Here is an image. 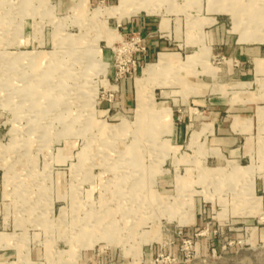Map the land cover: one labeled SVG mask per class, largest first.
<instances>
[{
  "label": "rangeland",
  "instance_id": "374dc122",
  "mask_svg": "<svg viewBox=\"0 0 264 264\" xmlns=\"http://www.w3.org/2000/svg\"><path fill=\"white\" fill-rule=\"evenodd\" d=\"M145 4L0 0V264H264V107L235 153L206 123L264 106V0ZM139 17L148 79L113 49Z\"/></svg>",
  "mask_w": 264,
  "mask_h": 264
},
{
  "label": "crops",
  "instance_id": "0c3cea01",
  "mask_svg": "<svg viewBox=\"0 0 264 264\" xmlns=\"http://www.w3.org/2000/svg\"><path fill=\"white\" fill-rule=\"evenodd\" d=\"M159 27L160 24L157 25L154 19L146 17L135 18L123 25L124 33L137 32L144 37L146 52L139 56V66L155 64L158 56L163 54L161 51L166 49L167 41L158 35ZM154 60L156 62L152 63ZM233 103L221 100L217 105H213L210 102L212 107L207 113L206 123L212 125V141L235 153L250 128L249 124L247 126V122L250 121L251 125V121L255 118L258 122L257 108L264 106L255 105L251 94L249 99H237ZM263 119L261 116L262 121ZM257 191L261 194V199L264 202V185H260Z\"/></svg>",
  "mask_w": 264,
  "mask_h": 264
},
{
  "label": "bare ground",
  "instance_id": "6f19581e",
  "mask_svg": "<svg viewBox=\"0 0 264 264\" xmlns=\"http://www.w3.org/2000/svg\"><path fill=\"white\" fill-rule=\"evenodd\" d=\"M147 0H118V5L112 9L113 13H119L120 18H127L129 19L133 15H135L138 12H145L147 14H158V11L153 8L154 4H150V6H145ZM129 8V9H128ZM121 20V19H120ZM248 37V36H247ZM109 42L111 40H108ZM169 58L163 54L158 56V60L155 64H148L145 68V79L151 78L158 72V69H161L162 66H165L169 62ZM159 67V68H158ZM139 107L142 108L146 107L143 106V103H139ZM139 108V109H140ZM165 110V109H164ZM162 111V110H161ZM166 110L164 111V113ZM162 113V112H160ZM163 114V113H162ZM166 114V113H165Z\"/></svg>",
  "mask_w": 264,
  "mask_h": 264
},
{
  "label": "built area",
  "instance_id": "2783aa9c",
  "mask_svg": "<svg viewBox=\"0 0 264 264\" xmlns=\"http://www.w3.org/2000/svg\"><path fill=\"white\" fill-rule=\"evenodd\" d=\"M113 49H115V54L123 57L128 70L135 72L140 63L139 56L146 52L145 40L140 33H125L119 41L118 48Z\"/></svg>",
  "mask_w": 264,
  "mask_h": 264
}]
</instances>
